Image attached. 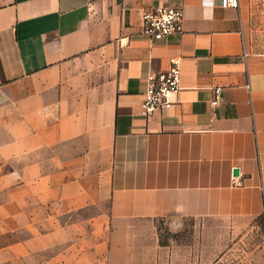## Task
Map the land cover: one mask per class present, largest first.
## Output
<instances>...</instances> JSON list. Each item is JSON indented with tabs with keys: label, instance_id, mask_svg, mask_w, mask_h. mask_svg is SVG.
<instances>
[{
	"label": "crops",
	"instance_id": "crops-1",
	"mask_svg": "<svg viewBox=\"0 0 264 264\" xmlns=\"http://www.w3.org/2000/svg\"><path fill=\"white\" fill-rule=\"evenodd\" d=\"M219 1L0 0V264H130L143 220L219 245L264 214L260 3ZM157 6L183 10L181 33H142ZM172 57L181 89L147 118Z\"/></svg>",
	"mask_w": 264,
	"mask_h": 264
},
{
	"label": "rangeland",
	"instance_id": "rangeland-1",
	"mask_svg": "<svg viewBox=\"0 0 264 264\" xmlns=\"http://www.w3.org/2000/svg\"><path fill=\"white\" fill-rule=\"evenodd\" d=\"M259 3L246 39L250 47L264 49V0ZM200 232L201 225L193 219L182 226H171L166 219L143 220L130 264H264V214L228 243H209ZM160 257L162 262L156 259Z\"/></svg>",
	"mask_w": 264,
	"mask_h": 264
},
{
	"label": "built area",
	"instance_id": "built-area-1",
	"mask_svg": "<svg viewBox=\"0 0 264 264\" xmlns=\"http://www.w3.org/2000/svg\"><path fill=\"white\" fill-rule=\"evenodd\" d=\"M204 4L215 6V0H202ZM222 7L239 8L240 0H220ZM184 14L181 8L169 6H157L143 10L141 15L142 33L151 40H161L173 33L183 31ZM248 52L245 48L244 56ZM147 89L142 104L143 114L150 118L160 109H168L174 104L173 97L181 89V65L180 60L172 57L168 70L151 72L147 78ZM222 88H214L212 105L219 104Z\"/></svg>",
	"mask_w": 264,
	"mask_h": 264
},
{
	"label": "water",
	"instance_id": "water-1",
	"mask_svg": "<svg viewBox=\"0 0 264 264\" xmlns=\"http://www.w3.org/2000/svg\"><path fill=\"white\" fill-rule=\"evenodd\" d=\"M238 173H239L238 168H235V169H234V174L237 175Z\"/></svg>",
	"mask_w": 264,
	"mask_h": 264
}]
</instances>
